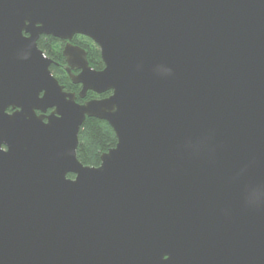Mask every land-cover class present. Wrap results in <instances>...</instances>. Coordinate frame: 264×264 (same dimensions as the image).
Here are the masks:
<instances>
[{
  "label": "water",
  "instance_id": "water-1",
  "mask_svg": "<svg viewBox=\"0 0 264 264\" xmlns=\"http://www.w3.org/2000/svg\"><path fill=\"white\" fill-rule=\"evenodd\" d=\"M0 264H264V0H0Z\"/></svg>",
  "mask_w": 264,
  "mask_h": 264
},
{
  "label": "trees",
  "instance_id": "trees-1",
  "mask_svg": "<svg viewBox=\"0 0 264 264\" xmlns=\"http://www.w3.org/2000/svg\"><path fill=\"white\" fill-rule=\"evenodd\" d=\"M72 42L86 49L91 66L96 69L104 68L100 48L93 39L83 34H75ZM38 44L53 59L51 70L54 75L64 85L65 90L77 94V101L84 102L91 98L105 97L111 93L110 90L101 94L89 90L85 97H81L78 94L81 84L72 81L64 65L66 59L63 55V40L43 34L38 39ZM51 110L48 109V112ZM117 141V135L107 120L88 116L79 131L78 158L86 165L97 166L101 163V154L115 146ZM68 176L73 177L74 175L69 173Z\"/></svg>",
  "mask_w": 264,
  "mask_h": 264
},
{
  "label": "flooded vegetation",
  "instance_id": "flooded-vegetation-1",
  "mask_svg": "<svg viewBox=\"0 0 264 264\" xmlns=\"http://www.w3.org/2000/svg\"><path fill=\"white\" fill-rule=\"evenodd\" d=\"M74 36H75V35H74ZM74 36H73V37H74ZM72 40H73V38H72ZM63 42H64V45H65L66 42H65L64 40H63ZM64 45H63V47H64ZM64 65L67 66V61L64 63ZM73 71H74V72H79V69H74Z\"/></svg>",
  "mask_w": 264,
  "mask_h": 264
}]
</instances>
